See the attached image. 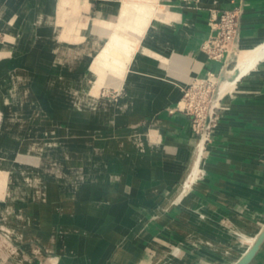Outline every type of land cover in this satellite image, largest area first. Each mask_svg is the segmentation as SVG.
Instances as JSON below:
<instances>
[{"label":"rangeland","instance_id":"rangeland-1","mask_svg":"<svg viewBox=\"0 0 264 264\" xmlns=\"http://www.w3.org/2000/svg\"><path fill=\"white\" fill-rule=\"evenodd\" d=\"M34 1L46 2L44 6L51 7L32 9V13H28L31 15V19L29 17L27 19L31 20L32 24H22L18 20L8 24L7 18L0 15V237L6 238L18 254L26 251L27 257L31 258L33 262L51 264L50 260L56 259L60 255V240L58 241V239L62 232L58 231L56 227H52L48 231L42 226V217L38 209L41 203L45 204L46 202L37 201L35 194L30 191L47 187L48 197L54 196L57 187L53 183L60 181L58 185L60 194H70L69 191L72 187L70 177L77 169V164L81 165L86 157L93 156L95 153L104 154L107 140H124L120 135L123 122L118 119H126L127 113L114 109H120L119 102L123 105L127 104L125 100L129 96L127 82L130 77H138L132 70L155 73L154 65L159 63L157 61L160 59L159 61L165 62L166 59L163 56L160 58V56L152 57L150 55L156 52L153 47L170 48L164 41L165 35H160L158 26L168 27L175 23V19L180 18L178 11L171 8L197 10V7L207 0ZM212 1L214 6L209 9V12L218 6L216 0ZM102 3L115 9V16L112 18L114 24L110 28L114 39H107L102 35L99 37L92 31L91 33L88 31V29L97 28L100 17L107 15L108 9L103 10L104 13L100 14ZM238 5L240 6V33L238 39L229 49L231 52L229 61L224 67L221 85L225 80L226 72L235 66L242 55L250 47L259 45L264 40L251 42L243 39L241 20L245 14V0H241ZM25 12L26 10H23L22 13L17 12V16L24 15ZM53 27L57 30L54 33V40H49L47 31L39 32V30L45 31ZM6 31L12 32L17 39L14 40L12 34H7ZM29 36L33 39L26 43L24 38ZM76 36H85L86 39L94 37L92 40L94 46L86 54L90 62L88 60L85 63L81 60L82 62L76 65H64L63 62L66 63L72 54L75 55L71 58L72 61H80L86 53L85 49L81 48L83 46L81 43L86 40L80 43L71 39ZM66 37H70V40H67ZM121 42L124 43L123 47L120 46ZM204 42L200 45V51L203 53ZM26 44H28L27 48L21 47ZM146 45L151 47L147 55L144 53ZM101 46L108 54L110 63L108 66L99 61L105 55ZM115 47L117 50L114 49ZM100 48L101 54L93 58ZM141 52L144 56H141ZM31 53L37 54L38 57L35 59L37 61L34 60L33 65L26 66L23 59ZM51 63L53 64L50 65ZM119 65L124 67L122 72L112 71L115 66ZM63 68L73 69L72 72L79 69L78 71L81 72L72 73L64 71ZM38 70H42V72ZM113 76L115 81L107 82ZM194 78L189 76L185 85L182 86V94ZM221 88L222 86H220V91ZM220 96L217 109L219 118L216 120L215 126L208 130L205 142L204 140L200 141L201 133L196 136V139L199 140H196V145L198 146L197 142H201V144L198 146L199 149L197 146L195 147L189 174L171 190L169 197L172 199L169 198L168 201L156 204L154 208L148 210L144 206L146 209L144 215L142 214L143 217H139L137 221L130 219L131 226H129L127 235L133 233L143 221L145 227L152 230L148 239L149 244L142 251L145 263L139 259L132 264H228L231 257L226 256L229 252L234 254L235 250L228 248L225 244L223 247L228 249L222 247L220 250L222 243H220V239H216L215 235L213 236V232L204 234V242L189 249L185 247L187 244L181 242L182 239L172 242L170 238L173 236L166 226L171 219L177 217L181 207L184 209L183 204L190 194L201 192L200 183L207 182L206 180L209 178H217L209 171L207 165L213 163L211 159L214 157L216 149L220 147L219 125L221 119L227 113L232 112L231 109L236 102L242 100L247 102V105L252 106L257 103L260 108H263L264 61L259 62L247 76L239 78L232 88L225 90ZM136 106L133 108L136 109ZM179 106H182L180 101L174 106L176 109L172 111H177ZM110 107L114 108L110 109ZM133 110L129 108L128 112ZM106 112H110L109 116L112 119L109 126L106 125ZM126 122L128 123L127 120ZM130 124L132 132L136 130L133 125L139 124V122ZM147 124V121H143L142 126L147 127ZM151 135L152 133L148 134V136ZM129 138L134 139V135L131 134ZM61 149L64 151V155L59 152ZM129 152L125 150L118 152L116 158L121 159L122 156L130 158L134 153ZM60 156L62 157L59 158ZM104 157L93 174H101L105 171L106 163L112 161L109 157ZM62 162L65 163L64 169L60 165ZM56 168L62 169L56 171ZM103 173L105 174V172ZM22 175H30L28 183H18V178H26ZM44 181H49L52 185H45ZM98 187L102 193L109 192L108 187L104 184ZM182 187H184L182 194L178 196L177 192ZM212 187L216 191H220V184L214 182ZM20 189L24 193L15 194V191ZM75 190L78 194L81 192L78 187ZM133 203L135 204V202ZM134 204L132 206L134 209L143 210L144 207ZM173 209L177 211L172 214L170 211ZM24 210L29 213L26 217L8 215L9 211L16 214ZM157 211H160L159 215L156 214ZM201 224L198 225L213 227L207 223ZM10 231H13L15 235L9 234ZM230 234L234 235L238 243L243 245L247 234L237 230L230 231ZM158 236L165 242L156 241ZM44 237L45 239H43ZM151 244L159 246V250ZM188 252L193 255L185 259ZM198 256H203V259L200 260ZM1 262H4L3 257H1ZM18 262L27 264L25 260ZM253 264H264V249Z\"/></svg>","mask_w":264,"mask_h":264},{"label":"crops","instance_id":"crops-1","mask_svg":"<svg viewBox=\"0 0 264 264\" xmlns=\"http://www.w3.org/2000/svg\"><path fill=\"white\" fill-rule=\"evenodd\" d=\"M33 1L0 0V15L7 18L8 24L17 20L22 24H32L31 20H27L31 17L28 13L31 14L32 9L51 7L44 6L46 2ZM216 1L218 6L214 8L217 9H230L241 2ZM212 2H203L197 10L171 8L178 11L180 18H174L175 23L168 27L158 26L160 35H165L164 41L170 48L153 47L166 59L164 65L161 62L154 65L155 73L132 70L138 77H130L127 82V104L119 102L120 109H114L127 113L126 119H118L123 122L120 131L122 140L134 135V147L120 150L134 153L133 157H126L130 161H126L125 156L124 159L123 156L117 159L116 154L106 156L112 161L106 163L105 174L87 172L77 164V169L70 177L71 193L66 194L69 196L60 194V181L53 183L57 187L54 196L48 197V189L45 188L47 202L41 203L38 209L42 226L48 231L56 227L62 232L58 239L60 255L50 260L51 264H132L139 259L145 263L142 251L149 244L152 230L145 227L143 221L133 233L127 235L130 221L143 217L146 208H154L156 204L172 199L169 197L171 190L189 174L196 147L197 139L191 129L190 118L172 110L181 100V89L189 76L221 74L222 64L209 60L200 51V45L210 34L209 9L214 6ZM23 10H26L25 14L17 16V12L22 13ZM241 27L245 41L259 42L264 39V0H245ZM6 33L17 39L12 32ZM135 105L142 111L128 112ZM231 110L219 125L220 147L211 159L215 164L207 165L217 178L200 183L201 192L190 194L183 204L184 209L181 207L177 217L166 225L173 236L170 240L176 242V239H182L181 242L187 244L185 247L189 249L203 243L204 234L213 232V236L222 243L220 250L223 244L235 250L234 254L228 250L226 257H231L228 264L238 258L244 249V245L239 244L230 231H242L247 234L246 238L264 224V106L260 108L257 103L250 106L242 100L236 102ZM109 115L110 112H106L107 126L112 123ZM126 120L128 123L139 122L133 125L135 131H130L132 125ZM143 121H147V127L142 126ZM149 133L152 135L148 136ZM59 152L64 155L62 149ZM60 165L65 168V163ZM114 175L122 177L118 183L110 184L107 179ZM44 182L45 185L51 184L49 181ZM214 182L220 184V191L212 187ZM102 184L108 187L109 192H100L98 186ZM76 187L81 190L79 194ZM132 202H135V206L146 208L136 210ZM175 211L173 209L170 213ZM196 213L213 222V227L199 226ZM16 214L26 217L29 213L24 210ZM156 214L159 215L160 211ZM8 215L17 216L11 211ZM66 226L69 227L66 229ZM9 234L15 235L13 231ZM160 240L158 236L156 241L162 243L163 240ZM151 246L159 250V246ZM263 249L264 245L256 259ZM191 255L188 252L185 259ZM19 257V261L37 264L27 257L26 251ZM202 257L198 256L200 260Z\"/></svg>","mask_w":264,"mask_h":264},{"label":"bare ground","instance_id":"bare-ground-1","mask_svg":"<svg viewBox=\"0 0 264 264\" xmlns=\"http://www.w3.org/2000/svg\"><path fill=\"white\" fill-rule=\"evenodd\" d=\"M63 1H65V0H63ZM67 3H69V2H67ZM66 3V4H67ZM61 4V3H60ZM61 6V5H60ZM112 8V6H109V5H107V4H101L100 5V11H101V13L100 14H103L104 12H103V10H107L108 9V11H107V15H102L101 17H100V19L98 20V27L97 28H94V29H92V30H90V29H88V31H89V33H91V31L95 34V35H99V37H100V35H102V36H105V37H107V39H114V37L111 35L112 34V32L110 31V28L112 27V25L114 24L113 22H112V18L115 16V9H111ZM59 24V23H58ZM62 27V26H61ZM46 32L47 31V34H48V37H49V40H54L55 38H54V33L57 31L54 27L53 28H51V29H46L45 31L43 30H39V32ZM51 33V34H50ZM50 34V35H49ZM101 36V37H102ZM93 38L94 37H88L87 39L85 38V36H76V38H73V37H71V39H73V40H75L76 42H83L84 40H86V42H84V43H81L83 46H81V48H83V49H85V51H86V53H85V55L80 59V61H72L71 60V58L73 57V56H75L74 54H72L71 56L72 57H70V59H67L68 61H66V63L65 62H63L64 63V65H66V64H68V65H76V64H79L80 62H82V61H85V63L86 62H88V60H89V62H90V59H87V56H86V54L90 51V49L91 48H93V44H92V40H93ZM33 39V37H31V36H29V37H25L24 38V41L26 42V43H28L29 42V40H32ZM66 39L67 40H70V37H66ZM27 45L28 44H26V45H22L21 47L22 48H27ZM120 46L121 47H123L124 46V43H122L121 42V44H120ZM119 46V47H120ZM80 48V49H81ZM101 48H103V46H101ZM101 48L97 51V53H95V55L93 56V58H96V56L98 55V54H101ZM150 46L149 45H146L145 46V55H147V52H149V50H150ZM79 49V48H78ZM115 50H117V48L115 47L114 48ZM96 51V50H95ZM245 51V50H244ZM102 52L105 54L102 58H100V63H102L103 65H105V66H108L110 63H109V60H108V54L106 53V51H105V49L103 48V50H102ZM244 53V52H243ZM152 57H154V55L155 56H160V58H161V54H159L158 52H153V53H151L150 54ZM101 56V55H100ZM141 56H144V54L142 53V55ZM38 56H37V54L35 53V54H33V53H31V54H29V55H27L26 56V58H24L23 59V63H24V65H26V66H30V65H33L34 64V60L37 58ZM85 57H86V59H85ZM69 60H71V61H69ZM82 60V61H81ZM162 60V59H161ZM37 60H35V62H36ZM262 61H264V40H263V42L261 43V44H259V45H254V46H252V47H250L243 55H242V57L237 61V63L235 64V66L232 68V69H230V70H228L227 72H226V76H225V80H224V82H223V85H221L222 86V88H221V91H220V94L221 93H224V91L225 90H227V89H230V88H232L234 85H235V83H236V81L239 79V78H241V77H244V76H247L248 74H249V72L251 71V70H253L255 67H256V65L259 63V62H262ZM92 62H93V59H92ZM157 62H161V63H165V62H163V61H157ZM57 63V62H56ZM53 63H51L50 65H52ZM124 67L123 66H115V68H113L112 69V71H118V72H122L124 69H123ZM63 70L64 71H68V72H72V70L73 69H70V68H63ZM79 70V69H78ZM73 71L72 73H80L81 71ZM38 71H40V72H42V70H38ZM84 72V71H83ZM115 81V77L113 76V77H111V78H109L108 79V81L107 82H111V81ZM134 108L133 107H131L130 108V110H133ZM129 110V109H128ZM134 112H138V113H140L141 111H142V109L141 108H139V106L137 105L136 106V109H134L133 110ZM132 111V112H133ZM129 125H131L130 124V122L128 123ZM70 140V139H69ZM201 141V140H200ZM203 142V141H202ZM106 144H105V148H104V154H97V153H95L93 156H88V157H86L83 161H82V163H81V166L84 168V170L85 171H87V172H92L93 173V171H95V170H97L98 169V166H99V163L102 161V160H104V156H110V155H113V154H118V152H120V150L122 149V148H124L125 150L126 149H131L132 147H134V145H135V141L133 140V139H131V138H128V139H124L123 141H118V140H115V139H111V140H107L106 142H105ZM142 143V142H141ZM197 144H198V146H199V144H201V142H197ZM203 144V143H202ZM197 146V145H196ZM197 146V147H198ZM198 149H199V147H198ZM130 153V152H129ZM124 154H125V152H124ZM102 155H104V156H102ZM131 155V154H130ZM202 156V155H201ZM62 156H60L59 158H61ZM131 157H133V156H131ZM130 157V158H131ZM128 158V157H127ZM127 158L125 159L126 161H128L127 160ZM197 158V157H196ZM195 158V159H196ZM122 159H124V157L122 158ZM112 160V159H111ZM133 160V159H132ZM130 161V160H129ZM197 161V160H196ZM198 162V161H197ZM78 163V162H77ZM125 164V163H124ZM133 164V163H132ZM80 165V164H79ZM128 166V165H127ZM134 166V165H133ZM200 168V167H199ZM193 171V170H192ZM193 173V172H192ZM199 174V173H198ZM22 176H25L26 178H24V177H21V178H18V183H28L29 182V180H30V175H22ZM122 176L121 175H114V176H109L108 177V181H109V183L110 184H116V183H118V180H120V178H121ZM192 177H193V175H192ZM197 177V176H196ZM189 178V177H188ZM187 178V179H188ZM195 179V178H194ZM188 182V181H187ZM67 184V183H66ZM51 185V184H50ZM186 185V184H185ZM195 186V185H194ZM185 187V186H184ZM184 187H182L181 189H180V191H178L177 192V194H178V196L180 195V194H182L181 192H182V190H183V188ZM45 188L46 187H42L41 189H38V190H33L32 192L30 191V193H32V194H35V196L37 197L36 199H37V201H45V202H47V199H46V190H45ZM52 188V187H51ZM50 188V189H51ZM52 190V189H51ZM185 190V189H184ZM81 191V190H80ZM94 191V190H93ZM95 192V191H94ZM20 194V193H24L23 192V190H16L15 191V194ZM53 196V195H52ZM177 196V197H178ZM70 199V198H69ZM46 204V203H45ZM73 206V205H72ZM124 206H122V208H123ZM68 208V207H67ZM69 209V208H68ZM15 215H17V216H19L18 214H15ZM196 221L198 222V224H201V223H207V224H209V225H213L214 223L213 222H211V221H209V219H207L204 215H202V214H200V213H196ZM21 219V218H20ZM231 223V222H230ZM202 225V224H201ZM226 226V225H225ZM221 227V226H220ZM227 227V226H226ZM229 227V226H228ZM264 229V224L260 227V229L258 230V231H256L254 234H252V235H250V236H247L246 238H245V241H244V243H243V245H244V251L242 252V254H241V256L237 259V260H235L232 264H236L245 254H246V252L251 248V246L254 244V242H255V240H256V238L258 237V235L261 233V231ZM242 238V237H241ZM0 259H1V257H3V260H4V262H2L1 264H20L18 261V257H19V254L17 253V252H15L14 251V248L12 247V245H10V243L7 241V239L6 238H3V237H0Z\"/></svg>","mask_w":264,"mask_h":264},{"label":"built area","instance_id":"built-area-1","mask_svg":"<svg viewBox=\"0 0 264 264\" xmlns=\"http://www.w3.org/2000/svg\"><path fill=\"white\" fill-rule=\"evenodd\" d=\"M239 8V5H235L230 9L215 8L210 12V34L203 44V50L209 60L222 64L221 74L208 73L203 77L194 78L183 92L180 100L182 106L177 108L178 112L190 118L193 132L196 136L201 133L200 140L204 142L208 130L215 126L219 118L217 109L221 99V79L224 67L229 61V49L240 33Z\"/></svg>","mask_w":264,"mask_h":264},{"label":"water","instance_id":"water-1","mask_svg":"<svg viewBox=\"0 0 264 264\" xmlns=\"http://www.w3.org/2000/svg\"><path fill=\"white\" fill-rule=\"evenodd\" d=\"M223 79V76H222ZM264 245V229L256 238L254 244L236 264H252Z\"/></svg>","mask_w":264,"mask_h":264}]
</instances>
